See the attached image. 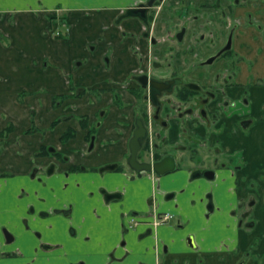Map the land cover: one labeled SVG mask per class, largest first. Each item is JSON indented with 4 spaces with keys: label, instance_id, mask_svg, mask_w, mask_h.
Here are the masks:
<instances>
[{
    "label": "flooded vegetation",
    "instance_id": "obj_1",
    "mask_svg": "<svg viewBox=\"0 0 264 264\" xmlns=\"http://www.w3.org/2000/svg\"><path fill=\"white\" fill-rule=\"evenodd\" d=\"M149 1L129 0L113 22L114 26L120 27L124 38H135L129 49L137 65L130 67L119 82L110 84L108 88L89 90L75 85L71 95L65 94L63 99H58L64 102L68 98H74L78 103L86 101L95 105L105 102V105L89 115L81 112L83 110L75 103V116H61L50 123L49 129L54 130L60 126L62 131L57 133L59 137L54 141L41 140L46 144H41L35 152L36 165L31 167V164L27 174L28 179L37 183V186L40 185L42 191L32 188L27 195L26 189L22 187L20 196L17 197L21 201H32L31 204H26L27 214L34 217L32 222L42 223L50 217L63 216L69 220L67 231L74 236L76 231L71 224L74 205L68 202L65 208H54L53 197L57 196L58 189L51 184L58 179L63 181L64 187L61 189L65 191L59 192L68 201L78 196L75 190H71V176L90 174L99 176L101 181L91 180L90 186L94 188L87 191L85 196L93 201L103 199L104 204L112 209L109 211L115 214L118 212L121 219L123 217L121 228L125 236L146 223L149 227L143 237H149L153 234V229L170 226L173 221L176 222L177 217L175 213L161 210L163 207L156 202L154 196L150 197L145 213L133 208L135 200H127L128 186L133 181H144L145 184L147 180L151 181L153 192L162 183L167 187L178 188L177 191L172 190L162 196L163 201L170 202L184 197L186 183H208L210 188L200 199L204 202V217L214 215L218 208L221 210L220 214L230 215L234 219L227 224V230L255 226V218H249L248 211L238 217L237 202L227 213L224 209L229 205L228 200L226 202V199H220L217 207L213 184L227 171L236 176L239 169H246L235 160L241 157L242 162L240 143L244 142V146L249 147V136L256 129V121L248 98L250 85H239L238 82L241 73L239 64L247 62L250 65V61L240 57V53L236 51L234 34L242 33L250 40V45H246L242 51L241 55L244 56L250 53L257 41L264 43V0H229L226 12H223V0H203L193 7L186 0H175L174 4H171V0H153L151 5ZM253 1H257L255 5L260 8V18L256 20L248 10ZM137 10L138 14L132 13ZM191 10L199 15L204 10V15H190ZM211 12L216 15L213 16ZM176 13L181 25L171 34V29L176 26ZM218 15L224 17L226 22L216 18ZM128 22L137 26L138 35L132 30L135 27L126 28L125 23ZM193 26L196 29L191 33ZM197 32L201 33L196 35V40L192 39ZM157 34H160L159 39ZM205 37H213L211 45H208ZM90 50L95 52L96 46H90ZM263 53L261 45L258 54ZM109 61L107 56L104 57L106 64ZM76 64L80 62L77 61ZM212 64L214 69H208V72L201 70ZM240 86L244 88L241 93ZM89 97L92 99L90 102ZM113 111L121 116L124 125L120 135L125 145L124 152L117 161L87 167L83 162L92 159L95 153L103 155L102 153L108 154L110 151V140H101L99 136L104 129L105 120L111 118ZM70 122L75 125L72 127L75 128L73 132ZM139 123L144 125L147 135L136 153V163L133 165L129 161L130 141L136 124ZM36 128L40 129L37 125ZM174 134L177 140L173 139ZM78 140L83 144L82 150H75V142ZM0 157L3 158L1 155ZM165 159L172 162L173 170L163 174L156 173L154 166ZM147 165L150 170L145 169ZM107 175L120 176L121 187L116 179H106ZM3 176L4 174L0 175ZM261 177L264 180V175ZM225 180L221 178L222 182ZM95 182L98 183L97 186H94ZM108 186H113L114 189L109 190ZM254 186L255 182H250L249 187ZM24 195L27 196L24 198ZM31 195L33 200L29 197ZM191 203L198 204L197 199H192ZM253 204V200L248 202V207L252 206L249 210L254 208ZM127 208L128 211H123ZM21 220L26 230L31 229L29 218ZM54 229L60 232L63 225L59 223ZM33 235V239L35 236H38L39 241L42 238V233L36 230ZM28 240H23V246L30 244ZM16 242L17 236L10 226L0 225V258H13L15 252L8 249ZM125 243L122 240V246ZM38 244L48 250L58 246L45 242Z\"/></svg>",
    "mask_w": 264,
    "mask_h": 264
},
{
    "label": "crops",
    "instance_id": "obj_2",
    "mask_svg": "<svg viewBox=\"0 0 264 264\" xmlns=\"http://www.w3.org/2000/svg\"><path fill=\"white\" fill-rule=\"evenodd\" d=\"M257 1H253V5L248 8L255 20L260 18V8L255 5ZM128 2L129 0H0V37L4 36L9 41L7 45L0 38V77L3 81L0 97L7 96L16 100L10 105V111L14 113L12 117L17 124L27 123L18 126L20 135L23 136L24 128L32 121L37 123L41 130L49 129L52 121L70 112L73 109H70V104L75 106V103H78L74 98H68L64 102L60 100L57 104L55 101L63 94L71 95L75 85L84 86L89 90L108 88L110 84L119 82L130 67L137 65L129 49L135 38H124L120 27L113 24ZM228 4L229 0H223V12L227 11ZM69 23L72 30L66 37L60 39L52 36L61 26ZM125 25L126 28H136L132 22ZM261 45L264 48L261 41L254 43L252 50L246 55V59L251 61L254 67L241 71L238 79L239 85H250L248 98L257 125L249 136V147L246 148L244 142L240 143V155L243 156L240 165L246 169H239L236 176L227 171L213 184L216 206L220 205V199H226V202L228 200L229 205L224 209L227 213L237 202L238 217L245 212L243 205H248V201L257 195L255 187H252V190L245 187V181L257 182L264 172V53L258 54ZM90 46H96L95 52H91ZM106 56L110 60L109 64L104 62ZM77 61L80 64H76ZM44 62H50V65L43 66ZM72 63L75 69L71 66ZM17 80L19 81L16 82ZM5 84L7 86L3 87ZM243 90L240 86L239 92ZM21 93L23 101L17 104L22 99ZM90 100L91 97L88 98L89 102ZM78 105L83 110L81 112L90 115L104 106L105 102L92 105L85 101ZM33 112L35 116L31 117ZM122 128L124 125L119 114H113L105 120L99 137L101 140H110V151L108 154L102 153L103 155L95 153L92 159L83 163L87 167L101 166L120 159L125 148L120 136ZM61 131L60 126L54 130L49 129L46 136L41 134V140L54 141L59 137L57 133ZM257 138L260 144L255 147ZM173 139L177 140L175 134ZM33 148L31 152L35 153L39 147ZM82 148V142L76 141L75 150ZM15 171L23 172L19 169ZM25 171L27 167L24 168ZM27 174L28 172L24 177L28 178ZM105 178L116 179L121 187L120 176L107 175ZM221 178L226 180L222 182ZM91 180L99 182L101 178L90 174L71 176V190H75L78 196L68 201L59 192L65 191L61 189L64 187L63 181L58 179L51 184L58 189L57 196H52L54 207L65 208L68 202L74 205L71 217V224L76 231L74 236L67 231L69 220L63 216L50 217L42 223L32 222L34 217L26 212V204H31L32 201H20L16 197L22 188L20 184L9 187L8 194L3 197L12 196V203L0 200V208L10 211V207L14 206L6 219L9 225L17 224L11 230L18 236L17 242L8 249L14 251L15 255L13 258H0V264H264V198L260 201L259 208L253 211L255 226L231 229L232 236H229L226 226L230 220L234 221L232 216L220 214L221 210L216 208L214 215L204 217V202L200 199L210 188L208 183H186L187 191L184 197L170 202L163 201L162 196L169 191H177L178 188L167 187L162 183L160 186L158 184L159 187L153 192L151 181L147 180L146 184L144 181H133L128 186L127 196V200H135L133 208L145 213L150 197L154 196L156 202L162 205L161 210L175 213L177 217L176 222L173 221L170 226L153 229V234L149 237H143L149 227L146 223L137 226L135 231L125 236L121 228L123 217L121 219L118 212L115 214L109 211L112 209L104 204L103 199L93 201L85 196L87 191L94 188L90 186ZM28 181L32 184L30 187L42 191L40 185L37 186V183L29 179ZM97 184L95 182L94 186ZM23 188L26 189L24 186ZM108 189L112 190L114 187L108 186ZM192 199H197L198 204L193 205ZM253 202L255 208L257 202ZM123 211H128V208ZM25 218H29L32 231L23 226L21 219ZM59 223L63 225L60 232L54 229ZM19 226L21 231L15 230L19 229ZM33 230L42 233L40 241H33ZM26 239H29L30 244L23 246V240L25 242ZM122 240L126 241L123 246ZM39 242L58 246L48 250L39 246Z\"/></svg>",
    "mask_w": 264,
    "mask_h": 264
},
{
    "label": "rangeland",
    "instance_id": "obj_3",
    "mask_svg": "<svg viewBox=\"0 0 264 264\" xmlns=\"http://www.w3.org/2000/svg\"><path fill=\"white\" fill-rule=\"evenodd\" d=\"M186 1H187L188 4L191 5V7H193V6L197 5L199 2H201L203 0H186ZM174 3H175V0H171V4H174ZM244 5H247V4L244 3ZM257 7H258V5H257ZM191 11H190V15L196 14V15H198L200 17L201 16L203 17V15H204L203 14L204 10L201 11L200 15H199V13L194 12L193 10H191ZM210 14H212L213 16H214V14L216 15V13H212V12ZM216 18L221 19L222 22H226L225 18L222 17V16L220 17L218 15ZM175 20H176V22H175L176 26L171 29V31H172L171 34H173L175 31H177L180 28V25H181V21H179L180 18L178 17L177 13H176ZM107 27H108V25H107ZM195 29H196L195 26L191 27L190 32L191 33L195 32ZM70 30H72L71 24L70 23H69V25L68 24H64L57 31H55L52 36L61 39L62 37H66L70 33ZM103 30L104 31H108L107 29H103ZM132 30L137 34V32H138L137 26H136L135 29H132ZM200 33L201 32H199V33L197 32L196 34H194L192 36V39L196 40V35L199 36ZM204 33H205V31H204ZM159 37H160V34H157V38L158 39H159ZM0 38H1V41L5 42V44L9 45V41H8L7 38H5L4 36L3 37L1 36ZM205 40L208 41V45L209 44L211 45V43L213 41V37H205ZM234 40H235V49H236V51L238 53H240L239 56L240 57H245L244 59L247 60L246 56L241 55V54H243L242 51L244 50L245 46L246 45L247 46L250 45V40H249L248 36L247 35H243L242 33L234 34ZM197 62L199 63L200 60H198ZM47 63H45V65L43 64V66L50 65V62H47ZM72 64L73 65H71V66L75 69L74 63H72ZM243 64L245 65V68H244ZM213 65L214 64H212L210 66H207V67H205L204 69H201V70L203 72H208L209 71L208 69H214L215 68V66L213 67ZM239 67H240L239 70L247 71L248 67L253 69L254 65L250 61V66L247 64V62H243L242 64L239 65ZM186 71H187V68H186ZM20 78H21V76H20ZM71 78L73 79L72 76H71ZM18 81L19 80H17L16 82H18ZM72 81L74 82V80H72ZM2 82L3 81H1V77H0V86H1ZM6 86H7V84L3 85V87H6ZM63 95H65V94H63ZM63 95L58 97L56 100L58 101V99L61 98V97L63 99ZM21 98L22 99L19 100L17 102V104L23 101L22 93H21ZM14 102H16V100L10 99L7 96L0 97V155L3 156L2 159L0 157V175L4 174L3 177H0V200L2 202H6L8 204L12 203V199H13L12 196L3 197V195H7L8 194V188L11 187L12 185L18 183V184H20V187H23V186L26 187L25 192L27 193V195H28L29 192H31L32 187H30V186H32V184H30L29 181H28L29 177L28 178L24 177V174L29 171L31 164H32L31 167L36 165L37 159L35 158V153H34V151L33 152H31V151L34 150L33 147H37V146L40 147L39 144H41V138H43V136L45 135L46 131L49 130L48 128H44L42 130L36 128L37 123L35 125V122L32 121L29 124L30 126L27 125L24 128L23 136L20 135L19 134L20 132H18L19 131L18 128H20V127H18V126H24L25 123H23V122H20L18 124L15 123V121H14V119L12 117V115L14 113L10 111V109L12 108L10 105L14 104ZM70 106H71L70 109H72V108L73 109L70 112H67L68 110H65L67 112V114H64V116L65 115L67 116L69 114H75V106H73L72 104H70ZM72 111H74V112H72ZM34 114L35 113L33 112L31 117H34L35 116ZM38 114H39V111H38ZM112 114H114V111L112 112ZM90 115H92V114H90ZM69 125H72V126H70L71 127L70 129H72L71 132H73L75 128H72V127H75V125L74 124H69ZM9 128H11V130H8ZM35 129H37L38 131L35 130ZM14 132H16V134ZM35 132L39 133L40 135L37 136ZM258 135H260V133H258ZM258 144H260V140L257 138V140L255 141V147H258ZM35 150H37V149H35ZM27 152L28 153L31 152V153L28 154ZM235 161H236V163H239V165H240L241 164V157L239 158V160L236 159ZM43 163H45V162H43ZM26 167H27V171L24 172V168H26ZM16 169L22 170L23 172H20V171L16 172L15 171ZM262 175H264V172H262ZM30 177H31V175H30ZM261 179H262V177L259 179V181L255 182V186L254 187H255V190L257 192V195L253 196V199H252L253 201L257 202L256 205L258 207L256 206L255 208L250 209V210H249V208H252V206L248 207V205L245 204V205H243L244 209L241 207V209H243L244 211H248L249 218H253L254 217L253 214H252L253 211H255V210H257V208H259L260 201H262V198H264V180H261ZM263 179H264V177H263ZM249 185H250V182L245 181V187L252 190V188L249 187ZM69 192L71 193L72 191H69ZM19 193H20V191L16 194V197L20 196ZM27 195H24V198ZM29 197L32 199V195L29 196ZM24 205H25V203L22 204V207ZM20 206L21 205H19V207ZM13 207H14L13 205L10 207V211L11 212L6 210V209L0 208V223H4L5 224L4 226H8V227L10 226V228L17 226V224L9 225V223H8V221L6 219V217L10 213H12ZM54 208H57V207H54ZM15 230L21 231L20 226H19V229H15ZM30 231H32V229H30ZM36 232H39V231L36 230ZM14 234H16V233H14ZM227 234L229 236H232V231L228 230ZM35 235H36V233H35ZM15 236H18V235H15ZM35 237H36L35 238L36 240L33 239V241H37L38 242L39 241L38 236H35ZM35 248L36 247H34V249Z\"/></svg>",
    "mask_w": 264,
    "mask_h": 264
},
{
    "label": "water",
    "instance_id": "obj_4",
    "mask_svg": "<svg viewBox=\"0 0 264 264\" xmlns=\"http://www.w3.org/2000/svg\"><path fill=\"white\" fill-rule=\"evenodd\" d=\"M152 2H153V0H150L149 5H151ZM138 11L139 10H137V12L135 11L132 13L138 14ZM146 135H147V132H146V128L144 127V125L140 124V123L136 124V129H135L133 137L130 141L131 155H130L129 161L133 165H134V163H136V160H135L136 153L138 152L139 148H141V144L145 140ZM145 169L150 170V166L147 165V167H145ZM154 170L156 171V173L158 172V174H163V173H166L168 171H171V170H173L172 162L169 159H165L164 161L157 163L154 166Z\"/></svg>",
    "mask_w": 264,
    "mask_h": 264
},
{
    "label": "trees",
    "instance_id": "obj_5",
    "mask_svg": "<svg viewBox=\"0 0 264 264\" xmlns=\"http://www.w3.org/2000/svg\"><path fill=\"white\" fill-rule=\"evenodd\" d=\"M8 128V127H7ZM8 130H11V128H9Z\"/></svg>",
    "mask_w": 264,
    "mask_h": 264
}]
</instances>
